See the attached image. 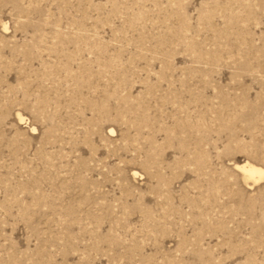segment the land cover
<instances>
[{
    "label": "rangeland",
    "instance_id": "374dc122",
    "mask_svg": "<svg viewBox=\"0 0 264 264\" xmlns=\"http://www.w3.org/2000/svg\"><path fill=\"white\" fill-rule=\"evenodd\" d=\"M244 162L264 0H0V264H264Z\"/></svg>",
    "mask_w": 264,
    "mask_h": 264
},
{
    "label": "bare ground",
    "instance_id": "6f19581e",
    "mask_svg": "<svg viewBox=\"0 0 264 264\" xmlns=\"http://www.w3.org/2000/svg\"><path fill=\"white\" fill-rule=\"evenodd\" d=\"M236 168L240 173H242L246 181L252 180L256 182L258 180L264 179V169L249 162H244L240 165H237Z\"/></svg>",
    "mask_w": 264,
    "mask_h": 264
}]
</instances>
